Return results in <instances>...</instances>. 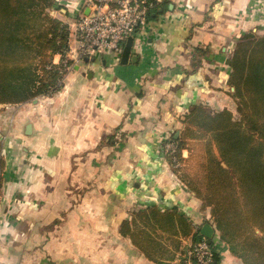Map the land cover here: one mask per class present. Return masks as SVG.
<instances>
[{
    "label": "crops",
    "instance_id": "0c3cea01",
    "mask_svg": "<svg viewBox=\"0 0 264 264\" xmlns=\"http://www.w3.org/2000/svg\"><path fill=\"white\" fill-rule=\"evenodd\" d=\"M59 1L73 28L81 0ZM255 30L264 34V0H172L133 35L126 64L124 46L74 60L60 91L26 103L28 146L6 165L0 192V264H177L192 244L178 217L153 249L120 227L152 206L211 224L162 146L195 104L235 111L231 60ZM214 234L220 264H244Z\"/></svg>",
    "mask_w": 264,
    "mask_h": 264
},
{
    "label": "trees",
    "instance_id": "16d2710c",
    "mask_svg": "<svg viewBox=\"0 0 264 264\" xmlns=\"http://www.w3.org/2000/svg\"><path fill=\"white\" fill-rule=\"evenodd\" d=\"M55 2L0 0V104L28 102L61 90L66 74L62 61L71 49L70 24L34 12L36 6L40 12L53 8ZM171 2L159 0L153 12L167 9ZM34 15L38 23L28 25L26 16ZM231 69L228 84L235 88V111L193 105L183 119L180 137L172 134L167 139L178 145L176 160L168 157L182 183L202 201V209L210 208V221L230 251L244 264H264V34L249 32L239 39ZM114 138L110 136L108 144L116 143ZM5 171L0 140V192ZM177 211L162 212L155 206L135 210L132 219L122 223L121 233L153 249L158 247L157 231L169 230L178 217L183 234L192 236V244L204 240L202 225ZM210 246L221 263L213 238Z\"/></svg>",
    "mask_w": 264,
    "mask_h": 264
},
{
    "label": "built area",
    "instance_id": "2783aa9c",
    "mask_svg": "<svg viewBox=\"0 0 264 264\" xmlns=\"http://www.w3.org/2000/svg\"><path fill=\"white\" fill-rule=\"evenodd\" d=\"M158 1L81 0L74 31L77 46H72L71 40L70 52L62 61L64 71L67 73L70 70L74 60L89 58L106 49H121L129 37L147 24ZM57 57L60 58L59 61H56ZM57 57L55 63L59 64L61 57ZM117 137L120 138V134ZM162 147L165 154L172 155L176 160L178 145L175 141L168 140ZM178 262L220 264L216 261L214 250L206 238L197 244H191Z\"/></svg>",
    "mask_w": 264,
    "mask_h": 264
},
{
    "label": "rangeland",
    "instance_id": "374dc122",
    "mask_svg": "<svg viewBox=\"0 0 264 264\" xmlns=\"http://www.w3.org/2000/svg\"><path fill=\"white\" fill-rule=\"evenodd\" d=\"M55 7H50L47 9H44L42 12H40V9H37V7L40 6H36L34 8V12L37 13H42L44 17L46 16H50L52 18H56L58 20H62L65 22H68L67 19H64L61 15V11L60 9L63 8L62 4H60L59 0H56V2L54 3ZM37 15V14H36ZM35 19V20H34ZM38 16L35 17L34 16H26V22L28 25H35L36 23H38ZM71 27V40H72V46L76 47L77 46V40L75 38V24L72 25L70 24ZM262 31V30H260ZM264 31V30H263ZM257 30H255L254 33H256ZM257 34V33H256ZM136 36V34H134ZM257 35H263V34H257ZM72 64V62H71ZM64 85V82H63ZM63 88V86H62ZM61 88V89H62ZM235 91V90H234ZM232 91V93L234 92ZM41 96L35 98V100H38V98H40ZM34 99L28 102H32L35 101ZM28 102H19V103H1L0 104V140L2 142V154H3V158L5 160V165H7L8 163H11V159L12 157L19 155L23 152V147H27L28 146V138L26 137L27 132H26V126L27 124L30 123V119L28 118L29 116V109L26 103ZM118 134H120V138H118ZM122 137V133L118 132L116 135V138L118 140H120ZM109 138V137H108ZM107 138V139H108ZM108 140H105V143ZM188 156L189 152L188 151H184L183 152V156ZM185 156V157H186ZM88 165L92 166V162L89 160H87L86 162ZM102 163V162H101ZM101 166H96L95 168H99ZM92 179H90V181L88 179H86V177H84V187H86L85 189H87V186H91ZM79 181H74V189L77 190V188H81L82 184ZM89 182V183H87ZM83 191V190H82ZM79 194L81 195L82 193L79 192ZM60 220V219H59ZM211 225H213V228L215 227V225L211 222ZM202 231V229H201ZM215 234H213L214 236ZM205 236V235H204ZM212 236V237H213ZM206 238V237H205Z\"/></svg>",
    "mask_w": 264,
    "mask_h": 264
},
{
    "label": "water",
    "instance_id": "95a60500",
    "mask_svg": "<svg viewBox=\"0 0 264 264\" xmlns=\"http://www.w3.org/2000/svg\"><path fill=\"white\" fill-rule=\"evenodd\" d=\"M134 41H135L134 37L131 36V37H129L127 42L124 44V48H123L122 56H121V63L122 64H126L128 62V60L131 56ZM28 128H30V126H28ZM202 233L205 235L208 242H210L211 238L214 234L213 226L211 224H205L202 228Z\"/></svg>",
    "mask_w": 264,
    "mask_h": 264
}]
</instances>
